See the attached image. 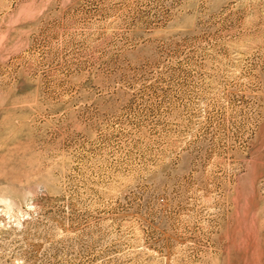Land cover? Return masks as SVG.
Returning <instances> with one entry per match:
<instances>
[{"label":"rangeland","instance_id":"obj_1","mask_svg":"<svg viewBox=\"0 0 264 264\" xmlns=\"http://www.w3.org/2000/svg\"><path fill=\"white\" fill-rule=\"evenodd\" d=\"M0 264H264V0H0Z\"/></svg>","mask_w":264,"mask_h":264}]
</instances>
